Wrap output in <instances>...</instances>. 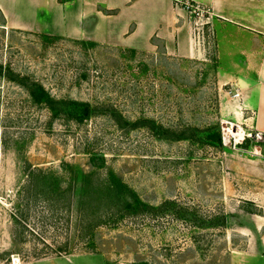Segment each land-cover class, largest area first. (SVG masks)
I'll return each mask as SVG.
<instances>
[{
  "label": "rangeland",
  "instance_id": "rangeland-1",
  "mask_svg": "<svg viewBox=\"0 0 264 264\" xmlns=\"http://www.w3.org/2000/svg\"><path fill=\"white\" fill-rule=\"evenodd\" d=\"M194 17L192 58L170 53L157 37L146 50L0 24L4 72L39 81L58 98L114 105L131 121L154 118L188 134L199 128L200 137L218 130L223 144L160 139L103 114L78 124L51 115L25 86L0 75V264H264L248 260L245 214L233 215L256 208L245 201L252 196L246 189L264 188L262 162H251L262 155H240L256 144L253 137L224 140L238 123L231 111L238 75L231 73L250 36L218 19L215 32L212 21ZM91 171L122 180L159 209L115 225L89 219L81 228L70 187Z\"/></svg>",
  "mask_w": 264,
  "mask_h": 264
},
{
  "label": "crops",
  "instance_id": "crops-1",
  "mask_svg": "<svg viewBox=\"0 0 264 264\" xmlns=\"http://www.w3.org/2000/svg\"><path fill=\"white\" fill-rule=\"evenodd\" d=\"M188 1L209 11L205 17L212 21L215 32L214 20L218 19L222 25H233L250 36L251 46L242 50L243 62L231 73L238 75L234 80L241 92L231 111L245 129L264 136V0ZM199 20L177 0H0V24L5 28L67 34L146 50L156 47L157 37L170 53L186 58L198 52L193 21ZM254 142L253 147L238 151L240 155L259 151L262 157L252 156L251 162H262L264 176V139ZM246 192L252 196L245 201L256 208L253 212L235 209L233 215L245 214L241 227L248 237L245 249L252 261L264 258V188L257 193L250 187Z\"/></svg>",
  "mask_w": 264,
  "mask_h": 264
},
{
  "label": "trees",
  "instance_id": "trees-1",
  "mask_svg": "<svg viewBox=\"0 0 264 264\" xmlns=\"http://www.w3.org/2000/svg\"><path fill=\"white\" fill-rule=\"evenodd\" d=\"M0 75L22 84L25 86L32 98V101L39 106H45L51 115L66 118L78 124L83 123L99 114L107 115L119 127H125L127 130H134L142 127L148 130L153 136L163 138H173L176 140L189 139L202 143H209L214 146L223 147L220 131H211L207 129L204 136H199L198 132H202L199 128H193L192 133L186 127L179 129L169 128L154 118L143 117L131 121L123 115L122 111L114 105L104 103H92L91 101L78 100L75 98H58L54 96L42 83L32 80L28 76L16 73L9 68L3 71L0 65ZM213 128V127H211ZM205 138V139H204ZM248 142V141H247ZM96 164H105L106 157L104 155H94L92 158ZM99 160H102L99 162ZM102 166V165H99ZM83 181L81 185L78 180H72L71 189L73 194H78V220L77 223L81 228L88 226L89 222L85 220L97 219V225L100 223L117 224L125 215L138 216L139 214H150L153 210L159 209L149 203L139 199L135 192L128 190L122 184V180L101 179V173L91 171L83 173ZM101 177V178H100ZM37 183V182H36ZM32 183L31 189L35 190L38 186ZM31 186V185H30ZM130 191V193L128 191ZM128 193L130 195H128ZM246 209V208H245ZM250 212L252 210L246 209ZM94 221V220H93ZM94 226V224H93ZM96 226V225H95Z\"/></svg>",
  "mask_w": 264,
  "mask_h": 264
},
{
  "label": "built area",
  "instance_id": "built-area-1",
  "mask_svg": "<svg viewBox=\"0 0 264 264\" xmlns=\"http://www.w3.org/2000/svg\"><path fill=\"white\" fill-rule=\"evenodd\" d=\"M177 1L182 3L190 11V13L195 15V16L203 17V16H205L206 13L209 12L208 10L206 11L200 5L195 4L191 1H188V0H177ZM234 96L235 97L241 96V92H240L239 88L236 89V93ZM230 124H231L230 128L227 127L228 133L225 134V136H224V140L226 143L232 144L233 140H234V144L237 145V144L241 143L242 141H244L247 136L253 137L257 141H261L264 139L263 134L259 131L246 132L245 128L241 124L233 123V122H231ZM236 135H238L239 137L237 138Z\"/></svg>",
  "mask_w": 264,
  "mask_h": 264
}]
</instances>
